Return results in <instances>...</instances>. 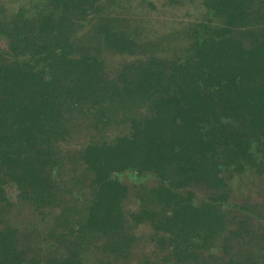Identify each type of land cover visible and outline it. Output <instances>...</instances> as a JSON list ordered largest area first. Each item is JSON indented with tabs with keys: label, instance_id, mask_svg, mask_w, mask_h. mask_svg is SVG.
<instances>
[{
	"label": "trees",
	"instance_id": "obj_1",
	"mask_svg": "<svg viewBox=\"0 0 264 264\" xmlns=\"http://www.w3.org/2000/svg\"><path fill=\"white\" fill-rule=\"evenodd\" d=\"M98 2L24 0L12 13L0 6V203L7 202L5 188L46 206L65 188L84 185L90 191L85 225L112 239L121 232L127 191L120 176L151 174L159 182L153 200L171 206V215L158 226L153 213L142 211L133 220L185 246L196 221L207 227L220 216L217 209L197 212L184 203L180 188L197 181L220 189L223 167L264 172V0H204L223 19L219 30L205 38L200 30L185 31L181 61L150 59L128 68L131 77L121 76L118 84L105 80L94 51L71 37L74 27H86L96 15ZM91 31L114 51L127 46L107 23ZM81 110L92 131L71 153L70 130H81ZM110 125L126 128L107 140L102 130ZM14 236L0 226V264L26 263ZM67 244L65 256L45 264H82L78 245L70 239ZM186 250H177L179 263L189 262Z\"/></svg>",
	"mask_w": 264,
	"mask_h": 264
},
{
	"label": "rangeland",
	"instance_id": "obj_2",
	"mask_svg": "<svg viewBox=\"0 0 264 264\" xmlns=\"http://www.w3.org/2000/svg\"><path fill=\"white\" fill-rule=\"evenodd\" d=\"M7 12L14 10V4H22L20 0H2ZM14 3V4H13ZM96 15L87 21V26L74 27L71 35L72 41L77 46H85L86 49L94 51V56L101 61L102 77L112 83L118 84L119 78L131 77L130 70L135 66L143 65L150 59L172 63L181 61L185 56L188 39L185 31L191 26L205 23L208 19L212 26L219 24L217 18H208L207 9L202 0H99ZM90 18V17H89ZM107 23L114 33H118L122 41L127 43L121 53L114 51L112 47L99 43L94 39L91 31L96 24ZM129 43V44H128ZM97 51V54H95ZM142 113L144 111H141ZM91 120L85 115L79 132L72 134L67 145L68 151L74 153L80 144L86 139L85 131L90 130L88 126ZM126 128L125 125L107 126L102 130L107 140L119 135ZM92 131V130H90ZM69 138V139H70ZM65 149V146L61 149ZM75 175V174H73ZM126 182V179L123 178ZM130 183V182H129ZM250 183L251 187L243 184ZM264 177L258 180L247 178H236L230 184V203L241 204L248 202L250 205L264 204ZM76 189H78L76 187ZM200 192V191H199ZM60 194V193H59ZM58 194V195H59ZM200 193H196L200 198ZM56 196L54 208L33 209L30 201L13 205L4 213L3 221L16 232L18 241L25 245L28 257L35 254H54L62 258L71 248L67 244V227L72 221L63 223L61 216L68 215L69 209L77 208V203L65 196ZM127 204L133 205V200L128 199ZM72 214V212H71ZM73 217V215H71ZM129 235L133 241L128 246L127 255L122 258L111 252L109 240L103 239L101 244L95 238L86 237L88 242L78 245L77 253L81 257L82 264H153L151 259L156 255L152 242L148 241L150 230L146 226H135ZM63 237V238H62ZM69 238V237H68ZM217 249L219 248L217 243ZM232 251V250H231ZM222 256L219 251L214 253Z\"/></svg>",
	"mask_w": 264,
	"mask_h": 264
},
{
	"label": "flooded vegetation",
	"instance_id": "obj_3",
	"mask_svg": "<svg viewBox=\"0 0 264 264\" xmlns=\"http://www.w3.org/2000/svg\"><path fill=\"white\" fill-rule=\"evenodd\" d=\"M202 1L203 5L207 9V17L217 18L219 20V24L212 26L210 21L207 19L205 23L193 25L191 26L192 28H188V30L190 29L191 31V29H193L196 30V32L197 30H200L202 32V37L205 38L208 36V33H211L212 35L213 32L219 30L222 27L223 19L218 17L214 10L208 9L204 0ZM23 4L24 2L22 4H14V11H16L17 7H20ZM0 6L6 13H12L6 11L4 8V2L2 0H0ZM260 7L264 10V5ZM247 44L250 46V40L248 39L244 45L248 46ZM68 116L69 115L65 116L67 120L73 118ZM77 117L80 118L83 123L85 119V111L81 110L79 114L77 113ZM197 126H199L198 123ZM200 126L202 125L200 124ZM255 135H257V133H255ZM258 137L260 141H263V137L261 135H258ZM239 140L241 141L240 137ZM219 173V177L223 182V187L220 189L209 188L202 182L190 181L187 187L183 189L180 188L178 190L185 198H188V202L184 203L193 207L197 212H205V208H212L217 209L218 215L220 216L219 219L211 220L212 222L207 227L196 221L194 225V232L191 237L185 240V246L181 243V241H178V243L174 244L172 242L169 243L168 238H170V236L166 232L156 230L153 233L151 226L137 223L133 220V216L140 215L142 211L153 213L154 215L151 218V221L156 223L158 226L160 223H163L168 216L171 215V206H168V208L166 204H162L159 201L157 204L154 202V198L151 195L152 189L157 187L159 184L157 178L151 174L137 175L134 171L125 172L122 174L119 180L121 184L127 188V191L120 205L119 221L122 222L121 232L117 233V235L112 238L114 240L104 238L107 241L109 240V244L111 245L109 250L111 252L116 251V255L124 258L127 255L126 253L128 251V246L131 243L125 240V238H129L130 236L124 234V232H128L129 234L131 233L133 227L142 225L148 227L150 230L148 241L153 243L156 252V255H154V257L151 259L153 264H182V262L179 263V261L176 259L175 254L177 253V250L183 249H187L186 252H184L185 255L192 254L187 264H247L248 258L252 260L253 264H264V204L261 203V201L260 204L255 205H250L248 202L244 201L241 204L230 203V184H232L234 179L244 177L247 179L258 180L264 177V172H256L255 169L251 167L243 166L242 172L240 173H234L229 171V168L225 167L221 168ZM123 178L126 179V182L123 180ZM251 184L252 183H250L248 186H251ZM243 185L246 186L247 183ZM248 186H246L247 190L251 188ZM76 187L78 189H76ZM76 187L74 190L67 187L65 188V191H61L59 194L61 195L59 199L67 196L73 201V203H77V208L69 209L68 215L65 213L63 216H61L63 223H66V221L69 220L72 221L71 226L69 225L67 227V229H73L72 235L70 236L68 233L70 232V229H66V237L68 240L70 239V241H74L76 245H79L82 242H88L86 237L95 238L94 240L101 244V241L103 242L102 234H94L93 231H91V228L88 229L85 225L88 216V208L90 207V191L84 185H79ZM261 187H263V185L259 186V190ZM11 190L7 188L4 189V197L7 202L0 203L1 229L6 227L11 228L3 221L6 210L11 208L13 205H20L21 202L26 203L25 201H28L26 198H24L25 195L23 193L17 190L15 191L14 188ZM197 192L200 193V198H197ZM128 199L133 200L132 206L127 204L126 201ZM54 201L49 202L46 206H37L33 202H30V204L32 208L37 211L39 208L49 211L50 208H54ZM71 215H73V217H71ZM210 217L207 218V221L210 220ZM143 221L146 222L149 220ZM213 221H217L219 226H216ZM11 229L14 230L13 228ZM210 231H212V233H210ZM122 235L125 238L123 237V239H119ZM14 242L16 243V250L19 252H24V258L26 262L24 264H30L29 260L35 262L34 264H45L47 259H60L54 254H35L34 256L28 257V248H26L25 245H22L20 240L18 241L16 232L14 236ZM217 243L219 246L218 249L216 247ZM74 246L75 245L73 244L72 248H74ZM188 246L191 248H188ZM217 251L223 255H215L214 253Z\"/></svg>",
	"mask_w": 264,
	"mask_h": 264
}]
</instances>
